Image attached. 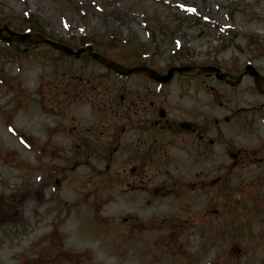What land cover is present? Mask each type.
Returning <instances> with one entry per match:
<instances>
[{"label":"rangeland","instance_id":"rangeland-1","mask_svg":"<svg viewBox=\"0 0 264 264\" xmlns=\"http://www.w3.org/2000/svg\"><path fill=\"white\" fill-rule=\"evenodd\" d=\"M0 21L74 49L92 43L125 66L145 56L142 62L161 73L216 65L238 77L251 62L264 74V0H0ZM105 74L91 60L70 59L46 45L10 50L0 44V191L6 196L0 264H264V188L258 184L264 171L255 161L264 158V96L253 80L229 90L212 76H176L157 96L170 117H196L208 128L206 146L217 142L210 160L195 171L187 164L184 172L156 157L148 166L131 164L137 157L110 154L114 145L104 154L107 131L99 112L124 105L131 91L156 92L155 84L138 77L121 90ZM239 108L213 134L209 115L231 116ZM112 116L109 123L121 129ZM45 134L53 141L39 160L34 152ZM228 141L240 158L230 171L223 168L232 163L224 156ZM212 163L222 171L208 170ZM220 175L214 186L196 180ZM144 182L146 193L130 186ZM160 185L162 192L152 193ZM118 193L126 196L120 199L124 211L112 202ZM129 207L135 217L124 221Z\"/></svg>","mask_w":264,"mask_h":264},{"label":"flooded vegetation","instance_id":"flooded-vegetation-1","mask_svg":"<svg viewBox=\"0 0 264 264\" xmlns=\"http://www.w3.org/2000/svg\"><path fill=\"white\" fill-rule=\"evenodd\" d=\"M128 110L132 112L131 119L129 120V126L128 129L131 131L135 129L136 127L138 128H143L145 126L146 128L153 126H156L158 129H163L166 128L169 130V132L175 133L179 140L180 143L183 140V135L189 136L187 139V143L185 144V150L190 151L191 158H196V162L198 164L199 161H207L210 159L205 160L208 155H209V150L210 148H214L216 145V141L214 138H212L209 141L208 146L205 145V133H208L209 135V130L206 127H201L197 125V122H195V117L192 118V128L191 130H182L178 125L180 123L170 121V120H155L152 122L151 119V113H150V103L148 102V95L143 92L142 94L138 93L136 95H129L128 96ZM240 113L237 112L233 114L231 118H235L238 114ZM166 116V115H165ZM164 116V118H165ZM231 118H225V122H220L216 120L215 118H212L213 122V134L215 132V129H221V127L224 126L225 123H229ZM261 134H264V131L261 129L260 132ZM202 142V143H201ZM187 145H189L190 149L188 150ZM232 151H231V145L230 142L228 141L225 146H224V156L225 159L227 158H232L234 160V166H236L237 162L239 161V157L236 155L235 157H232ZM215 159V158H214ZM194 160V159H193ZM256 163L260 165V168L264 171V158H256ZM219 167V166H218ZM221 169V167H219ZM264 174V173H262Z\"/></svg>","mask_w":264,"mask_h":264},{"label":"water","instance_id":"water-1","mask_svg":"<svg viewBox=\"0 0 264 264\" xmlns=\"http://www.w3.org/2000/svg\"><path fill=\"white\" fill-rule=\"evenodd\" d=\"M1 33V31H0ZM12 35L11 39H8V41L12 42V41H18V42H27V40L29 39V35H19V34H14L9 32ZM0 40H5V38L1 37L0 34ZM40 42H44L47 43L50 46H53L59 50L64 51L65 53L69 54V55H75L76 57H79L81 55V53L83 51H78L77 53H74L73 51H71L70 49H68L67 47L63 46V45H59L51 40L48 39H44V38H40ZM92 56L102 65L112 69L113 71L119 73V74H131V73H138V72H144L148 75H150L152 78L156 79L157 81H161V82H166L169 81L171 75L173 74L174 71H178L180 73H187V72H191L193 71L190 68H184V69H173L170 72V76L168 78H163L161 76H159L157 73L153 72L152 70L146 69V68H139V69H134V70H126L116 64L110 63L107 60L103 59L102 57L92 54ZM213 70H207V69H202L201 71H216L219 72L218 70L212 68ZM249 73L255 78L256 84L258 86V88L264 92V85L262 83V78L258 75V73H256V71L254 69H248Z\"/></svg>","mask_w":264,"mask_h":264}]
</instances>
